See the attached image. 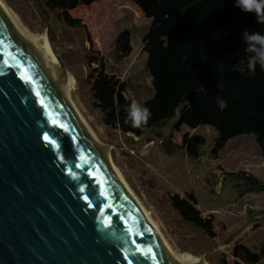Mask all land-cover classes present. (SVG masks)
<instances>
[{"label":"water","instance_id":"95a60500","mask_svg":"<svg viewBox=\"0 0 264 264\" xmlns=\"http://www.w3.org/2000/svg\"><path fill=\"white\" fill-rule=\"evenodd\" d=\"M63 84L0 11V264H175L74 118Z\"/></svg>","mask_w":264,"mask_h":264},{"label":"rangeland","instance_id":"374dc122","mask_svg":"<svg viewBox=\"0 0 264 264\" xmlns=\"http://www.w3.org/2000/svg\"><path fill=\"white\" fill-rule=\"evenodd\" d=\"M2 1L25 29L47 31L51 48L66 67L77 107L172 248L202 256L203 264H220L221 259L229 264L238 242L259 251L257 264H264V191L240 196L225 174L245 169L264 179V156L253 134L235 135L212 152L216 133L208 125L174 127L176 114L136 136L105 124L101 110L93 104L87 74L96 64L88 65V56L100 57L106 72L124 80V95L131 102L142 107L152 94L146 52L141 50L148 19L139 7L132 0L79 4L69 14L80 18L84 26H69L43 0ZM122 29L130 34L131 50L125 56L114 44ZM184 133L204 137L196 157L186 153L181 141ZM189 191L200 214L211 217L213 237L184 220L172 205V194L184 196Z\"/></svg>","mask_w":264,"mask_h":264},{"label":"trees","instance_id":"16d2710c","mask_svg":"<svg viewBox=\"0 0 264 264\" xmlns=\"http://www.w3.org/2000/svg\"><path fill=\"white\" fill-rule=\"evenodd\" d=\"M94 1L43 0L49 9L58 10L69 26H84L69 10ZM132 1L148 19L141 50L146 52L152 94L142 107L148 108L151 116L146 125L133 127L128 114L132 102L124 95L126 83L106 72L100 57L88 56V65L96 64L87 74L90 93L103 122L139 136L177 114L174 127L208 125L215 131L212 152L235 135L251 133L264 156V69L257 65L255 71L247 70L250 54L243 41L244 31L264 34V24L257 23L255 13L242 12L234 6L235 0ZM114 44L121 56L127 55L131 50L129 31L120 30ZM241 66H245L244 72ZM218 100L226 101L227 106L219 108ZM181 141L188 156L196 157L204 137L184 133ZM225 174L240 196L264 191V179L245 169ZM171 203L184 220L210 237L215 235L211 217L200 214L191 191L184 196L172 194ZM231 255L229 264H257L261 258L259 251L238 242ZM220 264L228 263L221 259Z\"/></svg>","mask_w":264,"mask_h":264},{"label":"bare ground","instance_id":"6f19581e","mask_svg":"<svg viewBox=\"0 0 264 264\" xmlns=\"http://www.w3.org/2000/svg\"><path fill=\"white\" fill-rule=\"evenodd\" d=\"M0 11L12 25L16 33L28 42V44L40 60L46 74L48 75L49 79L53 82V84L61 85L62 83H64L62 87V95L74 118L76 119V121L92 143V145L95 148L105 150L104 164L106 165L108 171L114 177L115 181L124 193L125 197L135 208L143 222L146 224V226L149 228V230L157 240L160 247L168 256V258L175 264H203L202 256L198 257L188 252L176 251L172 248V246L167 242V240L160 232L156 222L149 215V213L141 204L137 196L131 190L119 169L111 161L109 153L104 148V143H101V141L98 139L88 122L83 117L79 108L77 107L71 94L72 88L69 76L65 69L62 68L60 61L58 60L55 52L51 48L46 33H33L25 29L19 23L17 18L9 11V9L2 0H0Z\"/></svg>","mask_w":264,"mask_h":264},{"label":"clouds","instance_id":"9594fccd","mask_svg":"<svg viewBox=\"0 0 264 264\" xmlns=\"http://www.w3.org/2000/svg\"><path fill=\"white\" fill-rule=\"evenodd\" d=\"M235 7L242 12L255 13L257 23L264 24V0H235ZM243 41L246 45V51L250 54L247 60L246 68L248 71H255L257 65L264 69V34L259 32L244 31ZM240 71H245V66L240 67ZM201 91L204 89L201 88ZM219 108L227 106L224 100H218ZM129 118L133 127L140 128L147 124L151 112L146 107H141L136 101H133L128 109Z\"/></svg>","mask_w":264,"mask_h":264}]
</instances>
